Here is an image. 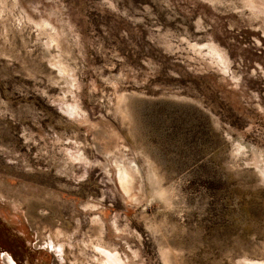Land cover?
<instances>
[{
	"label": "rangeland",
	"instance_id": "obj_1",
	"mask_svg": "<svg viewBox=\"0 0 264 264\" xmlns=\"http://www.w3.org/2000/svg\"><path fill=\"white\" fill-rule=\"evenodd\" d=\"M98 245L264 264V0H0V264Z\"/></svg>",
	"mask_w": 264,
	"mask_h": 264
},
{
	"label": "bare ground",
	"instance_id": "obj_2",
	"mask_svg": "<svg viewBox=\"0 0 264 264\" xmlns=\"http://www.w3.org/2000/svg\"><path fill=\"white\" fill-rule=\"evenodd\" d=\"M48 246H49V248H54V247L57 248L58 247L59 250L63 251L62 250V245L49 244ZM95 249H96V251H98L101 254V256L103 255V258H101L102 259V261H101L102 264H120L116 254H113V252L110 251V250L109 251L106 250L105 248H103L102 245H98ZM99 261H100V259H99Z\"/></svg>",
	"mask_w": 264,
	"mask_h": 264
}]
</instances>
